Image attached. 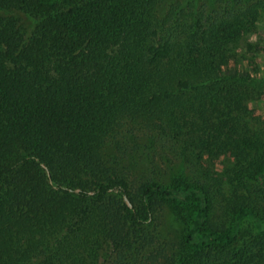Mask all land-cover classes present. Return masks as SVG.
Returning <instances> with one entry per match:
<instances>
[{"label": "trees", "instance_id": "16d2710c", "mask_svg": "<svg viewBox=\"0 0 264 264\" xmlns=\"http://www.w3.org/2000/svg\"><path fill=\"white\" fill-rule=\"evenodd\" d=\"M182 4L0 0V264H264V5Z\"/></svg>", "mask_w": 264, "mask_h": 264}, {"label": "rangeland", "instance_id": "374dc122", "mask_svg": "<svg viewBox=\"0 0 264 264\" xmlns=\"http://www.w3.org/2000/svg\"><path fill=\"white\" fill-rule=\"evenodd\" d=\"M186 5L191 0H181ZM193 1V0H192ZM195 8L193 12L203 15V20L208 22L212 17L232 16L237 11L242 10L245 5H252L261 2L264 5V0H194ZM165 9V8H164ZM216 10L218 12L216 13ZM162 11V9H161ZM164 11V10H163ZM229 69L238 72L246 73L251 71L254 77L259 79L264 78V8L262 9V16L255 21L246 34L243 44L235 51V55L231 60ZM248 111L252 119L257 120V126L264 127V90L261 96L256 100H250L247 103ZM146 144V142H144ZM231 155L217 157L213 160L214 168L221 174L230 161ZM223 168V169H222ZM111 250H106L103 253V262H107L111 255Z\"/></svg>", "mask_w": 264, "mask_h": 264}]
</instances>
